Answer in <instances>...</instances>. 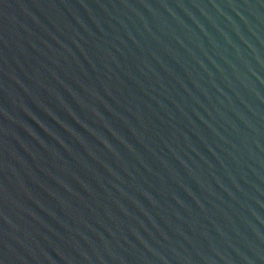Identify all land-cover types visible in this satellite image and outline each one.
<instances>
[{
	"label": "water",
	"instance_id": "1",
	"mask_svg": "<svg viewBox=\"0 0 264 264\" xmlns=\"http://www.w3.org/2000/svg\"><path fill=\"white\" fill-rule=\"evenodd\" d=\"M0 264H264V0H0Z\"/></svg>",
	"mask_w": 264,
	"mask_h": 264
}]
</instances>
